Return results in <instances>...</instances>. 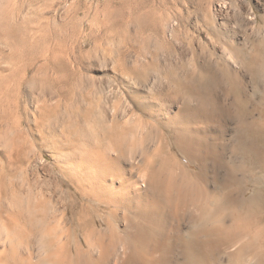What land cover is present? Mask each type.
Returning <instances> with one entry per match:
<instances>
[{
  "label": "bare ground",
  "instance_id": "obj_1",
  "mask_svg": "<svg viewBox=\"0 0 264 264\" xmlns=\"http://www.w3.org/2000/svg\"><path fill=\"white\" fill-rule=\"evenodd\" d=\"M233 6L223 30L196 20L201 64L139 52L93 86L59 139L71 192L55 205L1 179L0 264H264V41L235 33Z\"/></svg>",
  "mask_w": 264,
  "mask_h": 264
},
{
  "label": "rangeland",
  "instance_id": "obj_2",
  "mask_svg": "<svg viewBox=\"0 0 264 264\" xmlns=\"http://www.w3.org/2000/svg\"><path fill=\"white\" fill-rule=\"evenodd\" d=\"M242 1L0 0V181L10 177L30 184L37 196L50 194L47 198L55 205L60 195L71 192L61 174L59 139L75 122V127H83L81 113L93 101V86L116 82L121 73L114 69L121 57L133 63L139 52L160 50L161 56L172 54L187 65L189 59L191 68L201 64L190 49L203 55L212 48L202 52L193 42L199 35L196 20L215 19L223 30L218 12L223 2L234 5L238 36L246 33L256 43L264 41V0H246V10ZM250 12L257 16L255 26L243 20L246 13L253 16ZM121 76L118 79H126ZM141 95L151 102L154 92ZM123 97L116 101L121 103ZM125 98L134 104L131 96ZM254 115L259 117L258 112ZM256 170L253 173L262 176ZM223 174L219 172L221 178ZM261 226L257 231H263Z\"/></svg>",
  "mask_w": 264,
  "mask_h": 264
},
{
  "label": "snow or ice",
  "instance_id": "obj_3",
  "mask_svg": "<svg viewBox=\"0 0 264 264\" xmlns=\"http://www.w3.org/2000/svg\"><path fill=\"white\" fill-rule=\"evenodd\" d=\"M243 74V73H242Z\"/></svg>",
  "mask_w": 264,
  "mask_h": 264
}]
</instances>
